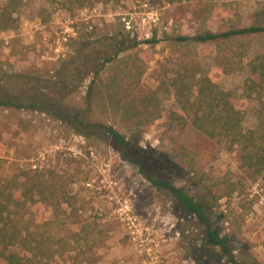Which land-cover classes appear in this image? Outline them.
<instances>
[{"label":"rangeland","instance_id":"rangeland-1","mask_svg":"<svg viewBox=\"0 0 264 264\" xmlns=\"http://www.w3.org/2000/svg\"><path fill=\"white\" fill-rule=\"evenodd\" d=\"M7 1L0 0V12ZM16 3V27L3 28L0 16V99L34 103L40 108L0 106V183L30 168L45 173L51 199L31 207L32 227L42 225L45 231L62 234L81 251L79 258L84 264H229L218 250L204 245L201 224L189 217L172 195L145 178L140 166L126 161L107 135L88 128L91 137L83 136L76 126L60 121L50 110L87 109L85 98L92 75L84 82H73L69 93L50 88L60 81L65 64L79 56L83 32L94 41L88 48L93 57L113 56L119 47L111 37L130 32L132 39L155 37L157 42L128 49L119 56L122 61L116 58L106 66L104 77L107 80L115 73H125L122 87L139 79L141 86L156 91L162 99L161 117L136 127L130 115L114 109L107 99L93 103L84 117L115 126L128 141L138 140L147 152L140 161L148 173L169 177L199 198L212 201L227 179L236 183L239 190L216 206L215 213L225 215L219 226L232 237L242 264H264V174L256 176L244 169L238 150H227L191 124L179 127L169 123L177 71H211L218 52L217 43L184 45L175 37L249 26L264 0ZM247 50L250 56L264 53V34L252 39ZM85 57L83 62H87ZM212 73L239 99L245 127H255L264 113V97L248 94V71ZM168 154L178 162L169 161ZM217 182L222 183L220 187ZM89 225L95 229L94 247L83 253L87 247L73 236Z\"/></svg>","mask_w":264,"mask_h":264},{"label":"trees","instance_id":"trees-1","mask_svg":"<svg viewBox=\"0 0 264 264\" xmlns=\"http://www.w3.org/2000/svg\"><path fill=\"white\" fill-rule=\"evenodd\" d=\"M17 8L16 0L7 1L0 12L3 28L18 25L17 19L13 17ZM253 20L249 26L232 27L226 31L206 30L195 34H180L175 37V41L184 45L217 43L218 52L212 70L226 75L247 70L248 94L264 97V53L250 56L247 50L252 39L264 34V4L255 10ZM117 35L111 37L113 43L119 47L115 49L113 56L104 54L93 57V53L88 51L94 42L91 35L87 31L81 34L84 41L78 50L79 56L65 64L66 67L60 73V81L50 85V88L56 93H69L73 90V82H84L92 75L85 98L87 109L53 110L50 107L53 116L76 126L83 136L91 137L88 128H97L107 135L126 161L140 166L145 178L155 187L172 195L186 214L201 224L203 228L201 240L205 246L218 250L220 258L229 264H242L236 257L232 237L223 233L219 226V221L225 217L224 213H215L220 199L239 190L236 183L227 179L225 188L222 187L223 190L217 192L212 201L199 198L198 195L191 194L186 186L176 185L169 177H153L148 173L140 161L147 156V152L141 149L138 140L128 141L115 126L101 121L91 122L89 118L84 117L91 112L93 103L102 99H107L117 111L130 115L136 127L149 124L161 117L162 99L156 91L150 92L141 86L139 79L122 87L125 73H115L107 80L104 77L106 66L113 63L116 58L117 61H122L119 57L122 53L143 43H156V38L141 41L132 39L130 32H123L120 38ZM226 49L228 53L225 52ZM84 56L87 62L82 61ZM212 70L192 74L187 73L186 69L177 71L172 81L175 103L170 109L169 123L179 127L191 124L201 134L216 140L227 150H238L242 167L260 176L264 174V113L261 112L255 127L247 129L239 99L233 92L219 84ZM45 100L48 105L51 104L48 99ZM0 106L33 110L40 108L34 103H15L7 99H0ZM167 157L174 164L178 162L170 154ZM217 183L219 187L222 184ZM50 199L48 179L39 169L23 170L19 177L0 183V264H84L79 258L81 251L67 243L62 234L45 231L41 229L42 225L32 227L28 216L31 207L36 203H47ZM94 231L95 229L89 225L74 234L75 241L78 244L83 241L87 247L83 253L93 250ZM190 242L194 244L195 240L191 239ZM189 257L194 259L192 254Z\"/></svg>","mask_w":264,"mask_h":264},{"label":"built area","instance_id":"built-area-1","mask_svg":"<svg viewBox=\"0 0 264 264\" xmlns=\"http://www.w3.org/2000/svg\"><path fill=\"white\" fill-rule=\"evenodd\" d=\"M64 39H65V40H67V38H66V37H65ZM57 51H58V52H61V51H62V49H61L60 47H58V48H57Z\"/></svg>","mask_w":264,"mask_h":264}]
</instances>
